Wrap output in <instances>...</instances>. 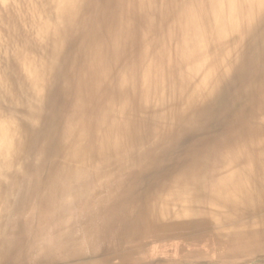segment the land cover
<instances>
[{"label": "bare ground", "instance_id": "6f19581e", "mask_svg": "<svg viewBox=\"0 0 264 264\" xmlns=\"http://www.w3.org/2000/svg\"><path fill=\"white\" fill-rule=\"evenodd\" d=\"M0 264H264V0H0Z\"/></svg>", "mask_w": 264, "mask_h": 264}]
</instances>
